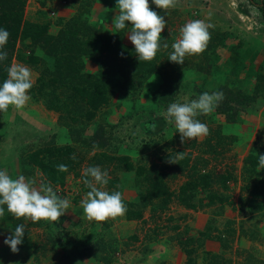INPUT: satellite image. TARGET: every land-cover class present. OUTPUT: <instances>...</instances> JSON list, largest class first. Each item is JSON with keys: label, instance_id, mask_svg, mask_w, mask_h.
<instances>
[{"label": "rangeland", "instance_id": "374dc122", "mask_svg": "<svg viewBox=\"0 0 264 264\" xmlns=\"http://www.w3.org/2000/svg\"><path fill=\"white\" fill-rule=\"evenodd\" d=\"M0 4L5 9L21 8L26 20L47 25L46 33L51 35L70 26L86 36L92 32L87 27L104 29L102 24L96 26V22L114 24L118 14L117 0H0ZM149 4L167 22L161 33V44L169 45L158 51L156 61L161 70L152 74L150 83L155 86L164 79L165 84L157 90L159 93H153L155 103L141 96V103L137 101L135 107L126 105L121 93L112 90L108 101L89 122L81 119L79 101L66 90L42 85V81L47 82L48 71L53 67L45 35L38 42L30 39L16 42L8 67L13 63L29 67L33 87L29 92L31 99L23 109L10 106L7 112H0V170H8L13 178L24 175L35 180L38 187L49 182L39 168L26 159L29 152L43 146L71 144L81 161L68 171L62 185L50 183L59 197L70 202L69 209L58 223L17 219L4 206L5 215L0 217V264H184L186 255L180 248V241L187 235H197L206 226L208 217L214 220L213 229L211 238L205 239L204 244L196 249L199 264H204L203 250L220 251L218 236L229 241L224 250L226 256L241 260L246 252H250L256 257L252 264H264V220L256 223L258 218L252 216L251 219L238 200L244 193L240 189L243 158L248 152L264 146L262 13L250 0H177L176 6L167 10L156 8L152 0ZM108 8L109 12H106ZM195 19L213 25L209 29L211 40L207 48L201 54L186 56L183 65L171 62L168 59L171 45L179 37L180 28ZM109 27L106 26L105 30ZM130 29V23L122 31L112 26L111 33H121L123 41L133 45L128 39ZM32 55H37L39 60H30ZM220 84L223 86L218 88ZM204 92H222L224 99L213 112L197 118L208 126L209 135L210 130L216 129L231 135L234 141L230 149L217 147L213 153L204 145L201 149L206 152H201L199 146L191 144L192 140L182 144L181 140L175 139V135L180 136L175 124L168 123L164 117L156 131L147 127L149 121L158 117L160 112L164 114L171 103L196 99ZM138 103L140 108L154 106L155 110L138 113ZM226 108L230 109V114L221 111ZM84 134L92 135L93 146L83 140L89 139L84 138ZM174 145L185 152L191 151L193 156L204 155L206 170L235 173L236 178L229 181L227 191L233 203L221 208L216 204L207 205V192L198 188L192 192L193 199L204 198V204L196 209L185 207L177 198H172L163 210H158L155 205L134 206L142 209V217L138 219H127L124 214L97 222L84 216L80 202L90 191L83 183V169L86 167L100 166L109 172L110 179L118 178L116 184L109 183L105 190L110 193L120 191L125 204L137 203L140 194L144 193L142 175L123 171L113 164L99 165L92 156L95 151L128 155L137 165L153 162L163 166L175 165L182 160L172 155L170 148ZM170 159L176 163H170ZM202 165L201 161L199 166ZM173 173L172 169H165L162 181L168 188L177 190L185 176ZM260 174L264 177V169ZM240 222L244 230L253 229L254 238L243 235ZM20 224L25 226V235L23 243L18 246L19 252L13 253L4 241ZM175 225L177 229H173ZM230 229L233 231L231 235Z\"/></svg>", "mask_w": 264, "mask_h": 264}, {"label": "trees", "instance_id": "16d2710c", "mask_svg": "<svg viewBox=\"0 0 264 264\" xmlns=\"http://www.w3.org/2000/svg\"><path fill=\"white\" fill-rule=\"evenodd\" d=\"M250 1L261 11L264 20V0ZM0 28H5L10 33L9 40L3 49V51L7 52V59L0 61V85L7 79L8 62L14 53L16 42L23 39L38 42L37 40L45 35L44 41L48 43V50L51 53L49 57L52 60L53 67L52 71H48L50 77H48L47 82L42 81L41 83L49 87L57 86L76 98L80 103L79 113L81 119L85 122H89L95 117L97 111L108 101L112 90L121 93L127 101L126 105L131 104V106H134L137 101L140 102L141 96L155 103L156 97L155 94L153 96V93L155 91L159 93L157 90L165 84L164 79L162 82L160 79V82L155 86L150 83L152 74L161 70V66L156 61L159 56L156 55L152 61H139L134 45L126 44L119 32L111 33L101 27L96 28L93 26L92 28V26H89L87 28L92 30V32L82 36L79 31L66 26L57 35H51L46 33L47 25L26 20L23 17L21 8L5 9L1 4ZM30 60L37 61L39 57L32 55ZM87 61L95 64L96 68L94 70L87 68ZM222 86L220 84L218 88ZM144 108H140L138 103L136 111L138 113L144 112L145 114L147 113L146 109L150 110V112L155 110L154 106ZM221 111L230 114L229 108ZM163 117L164 114L160 112V115L153 117L149 123L158 125ZM210 132L212 134H207L202 141L195 139L191 141V144L199 146L201 152H206L201 147L207 145L213 153L216 152L217 147L223 148V146H226L228 150L233 145L234 139L231 135H225L219 129L210 130ZM90 137L84 134V138L89 139L83 140H87V145L93 146L91 143L94 139ZM175 139L176 141L180 140V136L178 134L175 135ZM170 149L173 153L172 155L183 152L182 160L175 165L158 166L153 164V162L148 165H137L128 155H109L105 151L98 153L95 151L93 153L92 156L98 161L99 165L113 164L123 171H134L135 174L143 176L144 193L140 194V199L137 203L126 202L130 206L127 207V212L125 213L127 219L142 217V209L134 208V206L139 205L146 208L147 206L155 205L158 210H163L167 208L168 202L172 198H177L180 204L188 208L196 209L202 207L204 198L199 197L197 201L193 199L194 193L192 192L198 188L207 192L205 195L207 197L205 204L207 205L216 204L217 207L221 208L225 204L233 203L231 195L227 191L229 190V181L236 178L235 173H218L206 170L204 167L207 159L201 153L193 156L191 151L185 152L184 149H179L176 145ZM257 153L264 154V146L258 148L257 151L248 152L243 158L240 171L242 179L240 189L244 193L238 197L240 206L246 208L251 219L252 216L254 219L258 218L255 220L256 223L259 222L258 220H264V177L260 174L262 169L258 166ZM73 154L77 157L75 160L70 158ZM26 159L39 168L46 181L55 185H62L68 171L76 168L81 161L77 151L71 144L43 146L31 151V153L29 152L26 155ZM201 161L203 165L200 167ZM59 164L67 165L68 171H58L57 165ZM165 169H172L173 174L183 173L185 176L177 190L176 188H168L166 182L162 181ZM117 182L118 178L116 177L109 180L110 184H116ZM86 189L88 188L86 187ZM213 221L212 217H208L206 226L199 230L197 235H187L183 237V241H180V248L186 255L184 264H199L195 252L199 246L204 244L205 239L211 238L210 231L213 229ZM177 228V225H175L173 229ZM239 228L243 235L246 234L251 238L256 235V233H252L253 229L244 230L242 222H240ZM229 232L231 235L232 229ZM217 238L221 249L215 253L203 250L204 264H252V261L256 260V257L250 252H246L241 260L226 256L224 250L226 246H229V241L221 236Z\"/></svg>", "mask_w": 264, "mask_h": 264}, {"label": "clouds", "instance_id": "9594fccd", "mask_svg": "<svg viewBox=\"0 0 264 264\" xmlns=\"http://www.w3.org/2000/svg\"><path fill=\"white\" fill-rule=\"evenodd\" d=\"M152 3L156 8L167 10L175 7L177 0H152ZM117 9L113 27L124 30L131 24L128 39L134 45L139 61H152L161 48L169 47L167 43L161 44V33L167 22L164 16L152 10L149 0H117ZM212 27L213 25L200 19L185 23L179 30V37L171 45L172 51L168 59L183 65L186 56L201 54L211 40L209 29ZM9 37V31L0 28V61L7 59V52L3 49ZM32 87V70L25 65L13 63L7 68V79L0 85V112H7L10 106L17 110L23 109L31 99L29 92ZM223 99L222 92H204L196 99L173 102L167 107L164 119L175 124L182 144L186 140H195L209 133L208 126L197 117L213 112ZM147 127L156 131L158 125L150 123ZM257 155L258 166L264 169V154ZM70 158L75 160L77 157L73 154ZM182 158L183 152H178L176 159ZM169 162L176 163L173 159ZM57 170L67 172L68 167L59 164ZM83 176V183L90 191L80 203L83 214L89 221L103 222L127 212L122 193L105 190L110 180L107 170L100 166H90L83 169ZM5 205L7 211L17 219L26 218L33 223L41 220L58 223L69 209L70 202L67 198L59 197L50 183L37 187L35 180H29L24 175L13 178L5 169L0 170V217L5 215ZM24 235L25 226L20 224L4 243L10 246L13 253H17Z\"/></svg>", "mask_w": 264, "mask_h": 264}, {"label": "crops", "instance_id": "0c3cea01", "mask_svg": "<svg viewBox=\"0 0 264 264\" xmlns=\"http://www.w3.org/2000/svg\"><path fill=\"white\" fill-rule=\"evenodd\" d=\"M106 12H109V8L106 9ZM107 22H108V21H107ZM107 22H106V23H107ZM96 23H97L96 26H98V24H99V25L102 24V25L104 26V27H103V28H104L103 30L106 29V26H107V27L110 26L109 29L107 28V30H105V31L111 32V27L113 26V24L106 25L103 21H97ZM86 67L89 68L90 70H94V69H95L93 63H91V62H89V61H87V63H86Z\"/></svg>", "mask_w": 264, "mask_h": 264}]
</instances>
